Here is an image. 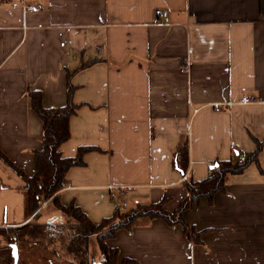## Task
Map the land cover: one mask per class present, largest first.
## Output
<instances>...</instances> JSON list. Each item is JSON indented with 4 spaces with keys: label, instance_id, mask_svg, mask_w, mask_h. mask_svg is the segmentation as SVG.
Here are the masks:
<instances>
[{
    "label": "crops",
    "instance_id": "0c3cea01",
    "mask_svg": "<svg viewBox=\"0 0 264 264\" xmlns=\"http://www.w3.org/2000/svg\"><path fill=\"white\" fill-rule=\"evenodd\" d=\"M67 73L77 108L61 156L94 149L67 170L61 204L94 223L116 205L164 199L173 211L183 181L258 142L257 163L183 212L197 242L179 224L143 218L106 245L136 264H264V0H0V150L26 174L43 131L28 92L63 106ZM184 141L181 174L173 153Z\"/></svg>",
    "mask_w": 264,
    "mask_h": 264
},
{
    "label": "trees",
    "instance_id": "16d2710c",
    "mask_svg": "<svg viewBox=\"0 0 264 264\" xmlns=\"http://www.w3.org/2000/svg\"><path fill=\"white\" fill-rule=\"evenodd\" d=\"M83 64L81 67H86ZM67 73L68 85L66 103L60 107H44L41 94L29 91L31 107L42 122V138L40 149L33 150V171L26 174L23 169L11 162L0 150V160L16 173L24 182L15 188L22 197V223L0 226V259L7 264L12 260V247L18 243H30L40 246L52 255L66 260L68 264H136L135 260L120 257L116 248L106 245V240L115 236L119 229H130L140 219L160 218L169 226L181 225L184 234L197 242L199 231H195L183 218V212L202 198L211 201L213 195L225 190L228 177L242 172L251 162L257 163V154L261 143L242 162L238 155L229 160H216L205 178L194 181H183L186 194L178 206L169 211L164 207L165 200L155 203H142L133 206L114 207L109 217L102 218L99 223L92 222L89 217L73 202L63 205L59 201L57 191L67 170L74 165L83 164V154L92 146H80L71 157L61 156L59 147L69 138V117L75 112L77 105L72 101L74 87ZM188 164V142H181L173 153V167L184 174ZM48 201L66 217L63 222L38 221L43 202ZM95 239L98 253L91 252L90 242ZM98 254V256H97ZM98 257V258H97ZM20 258H18V262Z\"/></svg>",
    "mask_w": 264,
    "mask_h": 264
},
{
    "label": "rangeland",
    "instance_id": "374dc122",
    "mask_svg": "<svg viewBox=\"0 0 264 264\" xmlns=\"http://www.w3.org/2000/svg\"><path fill=\"white\" fill-rule=\"evenodd\" d=\"M21 183L23 180L0 160V226L16 225L23 219L22 197L15 188ZM47 202H43L41 206L45 209L40 215V221H65L66 217L63 213ZM90 250L98 253L95 239L90 242ZM17 253L20 261L17 260L16 264H68L66 260L52 255L36 244L18 243ZM0 264H6L4 259H0ZM7 264H13V257L12 260H8Z\"/></svg>",
    "mask_w": 264,
    "mask_h": 264
},
{
    "label": "built area",
    "instance_id": "2783aa9c",
    "mask_svg": "<svg viewBox=\"0 0 264 264\" xmlns=\"http://www.w3.org/2000/svg\"><path fill=\"white\" fill-rule=\"evenodd\" d=\"M12 4H13V6H19L18 2H13ZM21 6H22L24 11H40L43 9V6L41 4H38V3L26 4L24 1H22ZM155 12H156L157 16L159 18H161L162 20L166 21L168 19L166 11L161 10V9H157ZM241 102L242 103H250V102H252V100L250 98H248L247 96L243 95L241 98ZM216 109H218V108H216ZM244 160H245V156L243 154L238 155V161L239 162H242ZM209 172H210V169H209ZM65 187H66V185L63 182H61L60 190H62Z\"/></svg>",
    "mask_w": 264,
    "mask_h": 264
},
{
    "label": "water",
    "instance_id": "95a60500",
    "mask_svg": "<svg viewBox=\"0 0 264 264\" xmlns=\"http://www.w3.org/2000/svg\"><path fill=\"white\" fill-rule=\"evenodd\" d=\"M12 256H13V264H16L18 260V253H17V247L15 244L12 247Z\"/></svg>",
    "mask_w": 264,
    "mask_h": 264
}]
</instances>
